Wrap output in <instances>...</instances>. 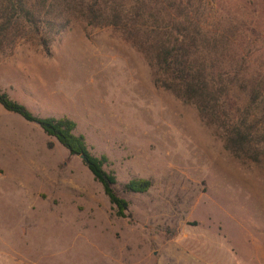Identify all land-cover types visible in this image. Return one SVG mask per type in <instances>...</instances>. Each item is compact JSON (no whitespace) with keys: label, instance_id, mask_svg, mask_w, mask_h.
<instances>
[{"label":"rangeland","instance_id":"1","mask_svg":"<svg viewBox=\"0 0 264 264\" xmlns=\"http://www.w3.org/2000/svg\"><path fill=\"white\" fill-rule=\"evenodd\" d=\"M200 4L203 22L231 27L228 52L247 55L248 73L263 69L264 0ZM0 92L36 116L72 119L127 202L115 216L78 155L0 106V264H161L166 246L199 264H264L260 104L235 93L259 139L256 160L240 159L194 105L153 84L119 32L81 17L47 50L24 36L0 53ZM139 177L146 191L124 190Z\"/></svg>","mask_w":264,"mask_h":264},{"label":"trees","instance_id":"2","mask_svg":"<svg viewBox=\"0 0 264 264\" xmlns=\"http://www.w3.org/2000/svg\"><path fill=\"white\" fill-rule=\"evenodd\" d=\"M73 17L119 32L146 59L155 86L194 105L201 118L218 127L213 130L230 153L256 160L259 139L247 120V105H241L236 94L264 107V68L249 74L247 55L228 52L231 27L203 22L200 0H0V53L10 52L24 36L47 50ZM231 98L227 108L225 102ZM0 106L35 123L69 154H82L114 215L124 216L127 202L114 192L113 172L103 169L107 156L89 152L83 136L72 132V119L36 116L4 92ZM149 184L145 178H130L123 188L144 192Z\"/></svg>","mask_w":264,"mask_h":264},{"label":"crops","instance_id":"3","mask_svg":"<svg viewBox=\"0 0 264 264\" xmlns=\"http://www.w3.org/2000/svg\"><path fill=\"white\" fill-rule=\"evenodd\" d=\"M171 250H169V248ZM183 248H185L183 250ZM180 249V250H179ZM186 247L184 246H180V248L176 247V246H166L165 247V251L164 254L167 256L165 257V259L167 258L168 260H171L170 262L164 261L161 264H199V259L196 258H189L187 256V251H186ZM201 264H205L204 262H200Z\"/></svg>","mask_w":264,"mask_h":264},{"label":"water","instance_id":"4","mask_svg":"<svg viewBox=\"0 0 264 264\" xmlns=\"http://www.w3.org/2000/svg\"><path fill=\"white\" fill-rule=\"evenodd\" d=\"M78 156H79L80 158H82V154H79Z\"/></svg>","mask_w":264,"mask_h":264}]
</instances>
